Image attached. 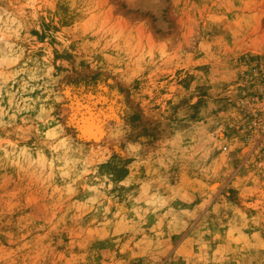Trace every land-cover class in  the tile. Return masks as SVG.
I'll return each mask as SVG.
<instances>
[{"label": "rangeland", "instance_id": "obj_1", "mask_svg": "<svg viewBox=\"0 0 264 264\" xmlns=\"http://www.w3.org/2000/svg\"><path fill=\"white\" fill-rule=\"evenodd\" d=\"M0 264H264V0H0Z\"/></svg>", "mask_w": 264, "mask_h": 264}, {"label": "bare ground", "instance_id": "obj_2", "mask_svg": "<svg viewBox=\"0 0 264 264\" xmlns=\"http://www.w3.org/2000/svg\"><path fill=\"white\" fill-rule=\"evenodd\" d=\"M97 122H98V121H97ZM100 122H101V121H100ZM89 124H90V125H89V127H88V128H89L88 130H89L90 135L92 134L93 136H96V137H97V136L100 134V132H101L102 130H104V129L101 130L100 127L97 126V125H99V123L96 124L95 121H94V119H93L92 117H90V123H89ZM101 128H102V127H101ZM102 132H103V131H102ZM102 132H101V134H103ZM96 133H97V135H95ZM101 134H100V136H102ZM98 137H99V136H98ZM97 139H98V138H97Z\"/></svg>", "mask_w": 264, "mask_h": 264}]
</instances>
